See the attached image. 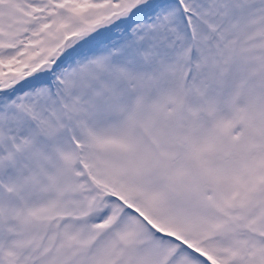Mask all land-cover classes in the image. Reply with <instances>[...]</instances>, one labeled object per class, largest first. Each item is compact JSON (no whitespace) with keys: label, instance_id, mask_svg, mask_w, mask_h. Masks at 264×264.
I'll list each match as a JSON object with an SVG mask.
<instances>
[{"label":"snow or ice","instance_id":"snow-or-ice-1","mask_svg":"<svg viewBox=\"0 0 264 264\" xmlns=\"http://www.w3.org/2000/svg\"><path fill=\"white\" fill-rule=\"evenodd\" d=\"M0 264H264V0H0Z\"/></svg>","mask_w":264,"mask_h":264}]
</instances>
